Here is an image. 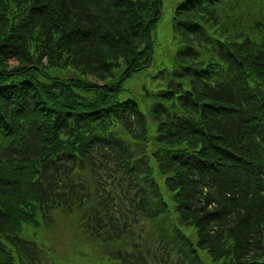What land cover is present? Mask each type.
Listing matches in <instances>:
<instances>
[{"label": "trees", "instance_id": "16d2710c", "mask_svg": "<svg viewBox=\"0 0 264 264\" xmlns=\"http://www.w3.org/2000/svg\"><path fill=\"white\" fill-rule=\"evenodd\" d=\"M161 6L0 0V264H43L56 213L99 264H264V0L178 4L121 100Z\"/></svg>", "mask_w": 264, "mask_h": 264}, {"label": "rangeland", "instance_id": "374dc122", "mask_svg": "<svg viewBox=\"0 0 264 264\" xmlns=\"http://www.w3.org/2000/svg\"><path fill=\"white\" fill-rule=\"evenodd\" d=\"M184 0H161V17L157 22L154 31L152 32L153 39V61L148 72H141L135 78L127 80L123 84V96L121 100L126 98H139L141 93V85L149 86L155 81L150 80V75L155 74L163 66H167V56L174 50V45L171 35V22L174 17L175 7ZM11 66L16 65V62L11 61ZM48 76L57 79H68L78 77L79 72L75 69H60L48 68L46 70ZM101 84V83H99ZM154 174L157 177L155 165H153ZM160 182V181H159ZM161 183V182H160ZM165 201L171 204V200L166 196L163 189ZM53 224L42 225L38 229H31L25 225L22 237L33 232L34 240L38 241L40 249H43V264H99L101 257L95 253V249L83 245L82 239L76 235L72 220L63 216L61 213H56L52 216ZM185 234H189L188 230H184ZM191 240L194 235L190 236ZM43 246H42V245ZM16 258V255L13 254ZM17 261V258H16Z\"/></svg>", "mask_w": 264, "mask_h": 264}]
</instances>
